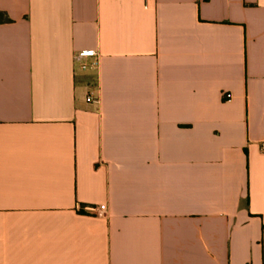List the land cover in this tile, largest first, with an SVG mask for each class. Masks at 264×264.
<instances>
[{
	"label": "crops",
	"instance_id": "obj_1",
	"mask_svg": "<svg viewBox=\"0 0 264 264\" xmlns=\"http://www.w3.org/2000/svg\"><path fill=\"white\" fill-rule=\"evenodd\" d=\"M0 264H264V0H0Z\"/></svg>",
	"mask_w": 264,
	"mask_h": 264
},
{
	"label": "built area",
	"instance_id": "obj_2",
	"mask_svg": "<svg viewBox=\"0 0 264 264\" xmlns=\"http://www.w3.org/2000/svg\"><path fill=\"white\" fill-rule=\"evenodd\" d=\"M74 61L82 71H87L92 67H96L98 63V53L95 49L84 48L74 53ZM92 101L97 99L95 93L91 91L87 97ZM104 208V207H101Z\"/></svg>",
	"mask_w": 264,
	"mask_h": 264
}]
</instances>
